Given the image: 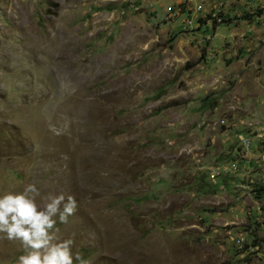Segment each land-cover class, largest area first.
I'll list each match as a JSON object with an SVG mask.
<instances>
[{"label": "rangeland", "instance_id": "obj_1", "mask_svg": "<svg viewBox=\"0 0 264 264\" xmlns=\"http://www.w3.org/2000/svg\"><path fill=\"white\" fill-rule=\"evenodd\" d=\"M29 183L76 199L73 264H264V0H0V194Z\"/></svg>", "mask_w": 264, "mask_h": 264}, {"label": "clouds", "instance_id": "obj_2", "mask_svg": "<svg viewBox=\"0 0 264 264\" xmlns=\"http://www.w3.org/2000/svg\"><path fill=\"white\" fill-rule=\"evenodd\" d=\"M39 196L33 183L20 192L0 194V234L20 241L23 254L17 257V264H73L78 259L71 248L73 241L60 240L55 225L69 222L77 201L71 194H49L41 207L36 203Z\"/></svg>", "mask_w": 264, "mask_h": 264}, {"label": "built area", "instance_id": "obj_3", "mask_svg": "<svg viewBox=\"0 0 264 264\" xmlns=\"http://www.w3.org/2000/svg\"><path fill=\"white\" fill-rule=\"evenodd\" d=\"M243 145L245 146L246 150L248 151L249 148H250V143L247 142V141H244V142H243ZM234 172L237 173V169H234ZM237 243H242V242L239 241V242H237Z\"/></svg>", "mask_w": 264, "mask_h": 264}]
</instances>
